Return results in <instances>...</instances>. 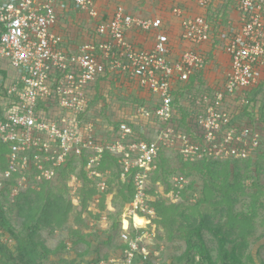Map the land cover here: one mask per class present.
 <instances>
[{
    "label": "built area",
    "instance_id": "1",
    "mask_svg": "<svg viewBox=\"0 0 264 264\" xmlns=\"http://www.w3.org/2000/svg\"><path fill=\"white\" fill-rule=\"evenodd\" d=\"M180 1L170 8L172 19L136 12L123 2L107 16L97 0L0 1V58L18 72L0 89V143L9 149L2 182L15 178L13 196L24 183L56 179L68 158L87 153L88 177L98 175L104 190L101 172L92 168L110 149L120 153L123 180L135 170L132 203L134 211H145L148 178L164 149L178 147L189 161L254 155L261 131L238 121L235 106L249 102L247 90L258 84L264 69V0H234L237 21L227 23L237 25L226 33L231 67L213 92L186 94L193 113L190 133L176 126L173 92L205 66L203 54L193 48L212 38L208 12L217 10L218 0ZM72 9L87 14L92 30L70 52L60 24L63 13ZM176 42L187 47L177 51ZM108 72L121 73L128 86L144 91L147 103L137 104L128 119L134 124L149 119L153 127H144L149 139L133 138L132 124L122 122L115 139L100 142L94 121L84 118L94 96L92 84Z\"/></svg>",
    "mask_w": 264,
    "mask_h": 264
},
{
    "label": "rangeland",
    "instance_id": "2",
    "mask_svg": "<svg viewBox=\"0 0 264 264\" xmlns=\"http://www.w3.org/2000/svg\"><path fill=\"white\" fill-rule=\"evenodd\" d=\"M103 2L102 7L106 12V15H110L118 2H124L127 6L134 11L138 10L143 14H165L171 16L172 4L180 3V0H101ZM182 3V2H181ZM216 9H221V14L217 20L220 34H213L216 37V49L206 47L205 50H211L214 54L210 58L208 66L210 71L207 74V85L213 80L218 84H221L225 77L226 71L230 67L229 54L224 47V38L227 36L226 33L231 27L236 26L226 24V21H237L236 2L234 0H218L216 2ZM137 12V11H136ZM172 19V16H171ZM223 21V22H222ZM60 27L62 32L65 33L62 36L67 39L66 31L70 32L68 39L72 37L73 46H76L82 40L87 38L88 32L84 33V29H90L92 26L87 14L81 13L78 10H70L64 12L61 16ZM224 23V24H223ZM178 29V24H173ZM82 31V32H81ZM230 32V31H229ZM61 33V32H60ZM62 34V33H61ZM174 39V37H173ZM180 44V43H179ZM178 45V43H177ZM184 43L180 44L179 49H183ZM226 46V44H225ZM264 81V73L260 75L259 82ZM213 83V82H212ZM119 86L121 83L116 82ZM264 84V83H263ZM205 85V86H207ZM128 86V85H127ZM125 86L122 90L114 92L110 89L109 94V107L106 108V116L104 121L98 123L96 135L98 138H115L118 129L114 128L117 125L118 120L128 119L129 115L134 112L135 100L137 98H143L145 95L142 89H133ZM128 88V89H127ZM108 89V88H107ZM139 96V97H136ZM264 87L263 91L258 94V101L255 102L253 110L257 112L255 126H258L261 131V137L264 140V108L262 104L264 102ZM239 111V108L236 112ZM248 118L244 117V120L240 122H247ZM109 121H114L110 123ZM106 126L111 127L109 130H105ZM153 127V124L150 125ZM98 131V132H97ZM110 140V139H109ZM112 140V139H111ZM110 142V141H109ZM108 151V152H107ZM106 156L102 160L101 168L104 169L101 172L100 177L112 179L110 176L117 172L116 167L112 165V156H116L118 161L120 153L108 149ZM167 152V153H165ZM165 155L172 154L173 151H165ZM1 158V157H0ZM174 163H165L162 169L158 172H152L149 176L146 191L148 193L147 198V210H143L141 207L134 211L135 205L132 203L133 198L126 200L130 191L124 188L123 181L114 179L112 182V188L107 190H101V185L98 181L95 184L84 182L81 177L82 170L79 166L75 171L66 169L65 177L68 184L63 185L61 180H53L50 187L47 188L48 192H53L52 195H57L60 188H63V193L66 196L67 201H71V208L68 213L61 210L63 217L61 225H57L53 229L50 226H44L38 230L35 234L36 238H41L52 247L53 249H59L54 254H50L49 257L44 260L43 264L57 263L62 259H66L68 264H128V258H132L130 264H191L187 262V259L180 261L178 257L184 253L187 247L186 236L183 235L179 229L178 224L183 220L181 219V212L185 210L189 214L191 212L190 205H196L199 200L208 198L202 201L197 212L204 211L212 213L213 216L218 219L220 217V211L218 210L223 204L218 206L211 203L213 195H209L204 192L205 181L209 174H204V169H200V166H191L182 171L181 165L175 159H172ZM100 161L93 163V168ZM88 163V161H87ZM242 167L240 175L242 176V184L246 191L239 192L238 200L232 201L231 203V214L235 218L236 212H246L249 214H255L251 220V231L247 234L248 246L244 250L243 256L245 259L253 256L259 263L264 260V147L260 152L253 164H261L262 170H256L255 167H251L250 171L245 169L247 160L238 161ZM5 165L0 160V166ZM231 168L234 166V162H231ZM85 170L90 169L85 165ZM96 171V170H95ZM182 172V173H181ZM183 176L184 181L176 182L175 177ZM4 173L0 169V184L3 182ZM98 177L95 174L92 178ZM59 178V177H58ZM15 180V178H12ZM103 179V178H102ZM256 182L257 186L253 187V183ZM29 185V186H28ZM37 183H24L22 190H32L37 188ZM95 186V187H94ZM173 186L178 190L173 191ZM60 187V188H59ZM96 189V192L90 194L89 191L92 188ZM134 195L136 192L135 186ZM39 189V188H38ZM260 190L261 192H258ZM6 191V190H5ZM21 191V190H20ZM19 191V192H20ZM15 196H10L14 200ZM257 197V198H256ZM52 199V196H50ZM69 199V200H68ZM106 202H104V201ZM3 206H5L6 212L10 217L12 223L16 228H20L22 218L16 217L18 208L15 205L8 203L9 201L2 200ZM162 202L163 204L176 203L180 205V210L173 209L171 215L168 217L164 214H159L156 210L155 204L152 202ZM10 205V207H9ZM227 205V204H224ZM37 206V205H36ZM229 204L227 209H229ZM151 210V211H149ZM253 211V212H251ZM42 210H39V214ZM138 213L141 217L140 225H136V219L134 214ZM143 215V216H141ZM146 218H145V217ZM177 218V221L174 218ZM148 218V223H146ZM230 219V215H229ZM231 220V219H230ZM232 221V220H231ZM115 223L117 225L115 226ZM237 229H241V224L235 223ZM184 225V224H183ZM5 231L0 227V239L8 244V247L14 249L16 242L13 241V237L9 234H3ZM6 233V231H5ZM26 233H23L25 235ZM22 235V236H23ZM207 246L211 249L214 258L217 257V242L213 238L212 234L205 231L204 234ZM231 244H229L230 247ZM16 252V248L13 250ZM199 260V257L196 258ZM196 264H201L200 261H196ZM0 264H11L6 262V252H0Z\"/></svg>",
    "mask_w": 264,
    "mask_h": 264
},
{
    "label": "trees",
    "instance_id": "3",
    "mask_svg": "<svg viewBox=\"0 0 264 264\" xmlns=\"http://www.w3.org/2000/svg\"><path fill=\"white\" fill-rule=\"evenodd\" d=\"M209 15H211L212 18V38L206 42L204 45L193 48L194 50H199L204 58H205V66L202 69H195V71L190 75L189 79L187 81L180 82V87L176 89L174 93V100L173 104L176 108V117H177V128L180 130H185L187 133L191 132V125L190 121L193 117L192 113V105H191V99L186 96L188 92L193 93L194 95L198 96L200 94L206 93V92H213L216 87L220 86L221 84H218L215 80H213L209 85H207V74L210 71V67L208 66L210 58L214 56L213 52L211 50H205L203 52V48H210L216 49V37H213V34H220V31L218 30L219 27L213 19H217L219 15L221 14V9H217L212 13V10H210ZM223 22V21H222ZM224 24V23H223ZM227 24V21H226ZM85 27L82 26V30L84 33L88 31V29H84ZM89 30H92L91 28ZM62 32V30H61ZM82 32V31H81ZM65 34L62 32V35ZM70 32L66 31L67 39L65 42V46L68 51H72L73 48V42L70 39H73L70 37L68 39ZM226 41V37L224 38V42ZM226 44V42H225ZM224 47L227 50V45ZM176 48L177 51H181V49ZM185 47V46H184ZM228 51V50H227ZM229 54V52H228ZM229 62L231 67V57L229 54ZM226 71V73L230 70ZM264 73V69L262 70L261 74ZM227 74H225L226 76ZM121 73L117 72H108L106 75L101 76L96 82L92 84V89H94V96L92 98L91 104H90V111L89 113L84 117L87 119H91L94 121L95 124V130L98 128V123L104 121V116H106V108L109 107V94L110 89H112L114 92L122 90L125 86H127V82L123 81L124 78ZM122 78V79H121ZM226 77L223 78L222 81L225 80ZM119 81L121 85L119 86L116 84V82ZM264 81L260 82V84L251 85L247 92H248V100L249 102L243 105H239L238 107L235 106L237 109L239 108V111H237L236 119L238 121L244 120V117L248 118L246 120V123H249L251 125H255L256 122V116L257 112L253 110V107L255 106V102L258 101V94L263 91L264 87ZM207 85V86H205ZM130 87V86H127ZM108 88V89H107ZM128 89V88H127ZM136 97H139L136 95ZM151 100L153 101L152 97L150 96ZM264 99V97H263ZM136 104L134 105V109L136 108V105L143 104L145 105L147 103V99L144 97L137 98L135 100ZM262 108H264V102L262 104ZM138 123H130L131 121L129 119H120L117 122V125H114L116 129H119L120 124L122 122H127L132 124L135 130V134L133 135V138L135 139H149V137L146 135L144 131L145 125H152L151 121L149 119H145L144 117L137 120ZM110 123L114 121H109ZM105 130H109L111 127L106 126ZM98 132V131H97ZM96 133V132H95ZM97 134V133H96ZM97 136V135H96ZM98 137V136H97ZM116 138V136H115ZM113 138H107L104 139V137L99 138L100 142H109L112 141ZM110 139V140H109ZM112 139V140H111ZM260 146L258 150L254 153V155L244 159V158H229V159H214L211 157H203L194 161L185 160L183 155L181 154L178 147H175L173 149H164L159 153V156L157 158L156 164L157 167L154 170V172L160 171L164 164L168 162H173L172 159H175L179 165H181L180 169L184 171L185 168L196 166L197 164L200 166V169H204V174H209L210 176L207 177L205 181L204 186V192L208 191L207 193L209 195H215L213 196V199L211 201L212 204L218 206L219 204H223L222 207H220L218 210L220 211V217L216 219L215 216L212 215V213H207L204 211L197 212L198 207L201 206L202 201L204 203V200H206L208 197L205 196V199L199 200L196 205H190L191 212L186 213L185 210L181 209L182 212L180 214L181 219L183 220V223L179 222L178 229L179 231L186 236L187 241V247L183 254H181L178 259L182 261L183 259H187L188 263L196 264V261H200L201 264H264V260H261L259 263L255 260L253 256H250L249 258L245 259L243 256L245 248L248 246L247 243V234L251 231V225L253 226L252 219L254 218V215L256 214H249L246 212H236L235 214L237 217H233L231 214V203L232 201H237L239 197V192L246 191L244 189V185L242 184L241 179V173L239 170H241V166L238 163V161L241 160H247V163L244 165L245 169L250 171L251 167H255L256 170H262L261 164L256 163L255 165L252 163L253 160L257 157V155L262 152L264 147V140L262 137H260ZM8 145L0 143V160L5 163V165H1L0 169L5 170L7 168V153H8ZM165 151H173L170 155H165ZM95 151H93L94 153ZM108 152V151H107ZM165 152V153H164ZM88 155L90 153H87L86 155L82 157H70L66 161L63 167H61L59 171V178L57 177L56 180H61V183L66 186L68 182L66 181L65 177V171L73 170L81 167L82 172V178L84 179V182H89L91 184H95L99 177L90 178L88 177V171L84 169V166L86 165V161L88 160ZM103 158L106 156V151L103 154ZM102 160L94 166L95 170L102 171L104 169L101 168ZM231 162H234V166L231 168ZM174 163H172L173 165ZM112 165L116 167L117 172L113 173L110 177L112 179H105L102 177L106 182V189L110 191L112 188V181L114 179L120 178V180L123 181L124 188L130 191L128 197L126 200L134 198V173L135 170H131L127 176L126 179L123 180L121 178V173L123 171V168L121 164L118 162V159L116 156H112ZM153 172V173H154ZM155 172V173H156ZM104 173V172H103ZM182 173V172H181ZM55 180V179H54ZM55 180V181H56ZM54 182L53 180H43L40 181L37 185V188L32 189L31 191L28 190H21L18 195H16L14 200L10 198L12 196V188L13 185H15V180L12 178H6L4 180V183L2 186H0V227L5 229L3 234H9L11 237H13V241L16 242V252L13 251L14 249H11L8 247V244L0 239V252L5 251L6 252V262L11 264H43L44 260H46L47 257H49L50 254H54L55 252L59 251V249H53L50 247L45 240L41 238H36L35 234L38 232V230L42 229L44 226H50L52 229L56 227L57 225H61L62 223V215L61 210H64L65 213H68V211L71 208V201L66 200V196L63 193V188H60L57 192V195L53 192H48L47 188L50 187L51 183ZM66 184H65V183ZM253 187L257 186V183L254 182ZM95 187V186H94ZM90 189V194L93 195V193L96 192L95 188ZM39 188V189H38ZM264 188V186L260 187ZM173 191L178 190V188L173 186ZM6 190V191H5ZM258 192H261L260 190H257ZM52 196V199L50 198ZM6 199V201H9L8 203L15 205L16 208H18V213L16 214V217L22 218L21 226L20 228H16L14 226V223L10 220V217L8 216V213L6 212L5 206L2 204V200ZM257 198V197H256ZM104 201V200H103ZM106 202V201H104ZM155 204L156 210H158L159 214H164L168 217V215L174 213L173 209L180 210V205H177L176 203L172 204H166L157 201L152 202ZM227 204V205H224ZM228 204L229 209H227ZM37 205V206H36ZM264 204L261 203V206ZM10 207V205H9ZM39 210H42V213L39 214ZM253 212V211H251ZM230 215V220L229 219ZM175 221H177V218H174ZM148 218L146 223H148ZM241 224V229H237L235 223ZM184 224V225H183ZM117 223H115V226ZM205 231H208L212 234L213 238L217 242V257L214 258L211 252V249L207 246L204 234ZM23 233H26L23 235ZM23 235V236H22ZM229 244L230 247H229ZM197 256L199 257V260H197ZM50 264H68L66 259H62L61 261H58L57 263H50Z\"/></svg>",
    "mask_w": 264,
    "mask_h": 264
},
{
    "label": "crops",
    "instance_id": "4",
    "mask_svg": "<svg viewBox=\"0 0 264 264\" xmlns=\"http://www.w3.org/2000/svg\"><path fill=\"white\" fill-rule=\"evenodd\" d=\"M0 1H3V0H0ZM97 1L101 5L102 10L104 11L102 7L103 2L101 0H97ZM136 11L139 12L138 10ZM177 43L178 42H176L175 44L177 45ZM180 44H178V46H180ZM185 47H187L186 44H185ZM17 77H18V72L16 68L11 65L9 60L0 58V89L5 88L7 85L11 84Z\"/></svg>",
    "mask_w": 264,
    "mask_h": 264
},
{
    "label": "bare ground",
    "instance_id": "5",
    "mask_svg": "<svg viewBox=\"0 0 264 264\" xmlns=\"http://www.w3.org/2000/svg\"><path fill=\"white\" fill-rule=\"evenodd\" d=\"M141 216H143V215H141ZM145 217V216H144ZM146 218V217H145ZM134 219H136V225H140L141 226V224H142V222H141V217L139 216V214L138 213H136L135 215H134ZM139 219H140V222H141V224H140V222H139ZM143 225V224H142Z\"/></svg>",
    "mask_w": 264,
    "mask_h": 264
}]
</instances>
